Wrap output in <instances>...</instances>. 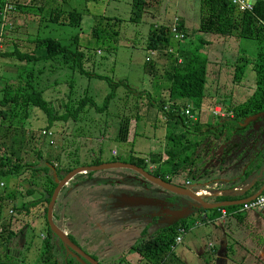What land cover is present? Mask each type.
<instances>
[{
  "label": "trees",
  "instance_id": "16d2710c",
  "mask_svg": "<svg viewBox=\"0 0 264 264\" xmlns=\"http://www.w3.org/2000/svg\"><path fill=\"white\" fill-rule=\"evenodd\" d=\"M91 1L96 3L99 0ZM161 1L131 0L129 21L138 23L141 16L146 13L145 9L157 8L162 3ZM195 1L199 14L196 32L199 35L208 34L221 39H248L255 44L252 61L240 57L241 64L236 65L232 77L234 82L241 80L246 66L251 63L255 85L252 94L237 105H218L224 115L214 118L213 124H210V119L201 125L196 121V118L194 121H189L182 114L186 107L191 110V116L199 115L202 109L207 59L206 56L198 53L195 47H188V45L185 47L186 37L179 19H177V23L184 34L181 41L173 40L169 26L151 25L148 28L144 49L151 54L159 53L164 58L160 76L153 73L151 61L147 58L144 61L143 71L145 74L151 75L150 93L143 90H130L125 82L109 83L111 91L101 107L95 105L93 99L87 94V88L82 92H78V90L76 92V82L72 78L70 81H63L67 87L66 92L63 93V107L59 111L54 110L52 103L48 102L44 94L52 86L58 84L56 79L52 83L47 80L49 74L56 73V67H50L49 74H45L41 69L36 70L39 65L55 63L59 65V69L67 67L73 72H78L80 76L91 77L90 68L95 63L88 51L80 48L79 34L72 36L68 44L61 43L59 38L37 36L31 40L33 47L30 52L17 50V44L10 51L2 50L5 37L1 36L0 179L17 178L29 172V175L23 178L28 188L26 187L21 194L23 197H30L35 193L40 195V199L37 201L22 202L13 206L12 210L15 214L21 213L28 216L30 210L35 211L27 222L34 221L36 224L40 223L39 219L43 218L46 224L44 230L46 229L48 233L51 232L46 219V206L56 183L50 167H54L58 178H62L69 171L78 167L75 165L74 159H70V154L65 152V144L57 150L56 145L52 146L55 135L61 133L68 122H72L74 125L78 121L91 120V110L108 113L112 101H116L117 104L114 103L115 111H110L108 118L115 119L119 124L115 136V140L119 142L128 141L130 125L133 122L132 134H134V128H137L138 123L146 119L148 110H154L155 117H162L161 121L166 124L162 150L149 152L144 158L131 156L128 163L142 168L167 183L175 184L171 181L173 177H182L183 181L201 179L200 176H196L195 166L204 138L224 143H231L230 139L234 138L236 142L231 145L239 148L241 142L250 137V135H246L249 124L245 121L264 114V0H254L250 12L238 10L231 0ZM3 4L4 0H0V7ZM61 8L62 6L57 7L56 5L54 8L45 10L41 7L28 8L18 4L12 6L8 18L12 17L14 11L28 14L33 12L40 15V22L81 30V21L85 11L77 12L75 9L63 10ZM93 19L94 25L90 32L91 40L107 45L106 49H109L107 38L111 40L112 37L116 38L117 34H108L106 31L107 27L116 20L102 14L93 16ZM204 44L210 43L205 41ZM108 51L112 52V50ZM98 52L96 51V53ZM9 68L13 70L12 73H10L11 70H7ZM8 74H13L14 77L7 78ZM41 77V80L44 81H39ZM120 88L125 91L115 99ZM78 94L79 96H76ZM166 105L168 108L164 110ZM214 105L217 106V103L211 107ZM42 132L50 133L51 137L48 139L41 136ZM227 151L228 149L220 150L216 157L222 158L224 155L222 158L224 159L228 154ZM255 157L256 161L253 167L248 166L244 169L238 183L247 178L251 169L256 170L260 163H264V152H261V149L253 158L255 159ZM113 162L119 161L109 163ZM96 164H100V162L91 165ZM148 164H153L154 167L149 169ZM210 176L211 174L204 175L202 179L207 180ZM263 182L264 175L261 179L257 178L254 189ZM2 184L1 182L0 185ZM175 185L184 187L180 183ZM11 199H15L14 192L0 188V214L3 202ZM215 199L221 201L229 198L228 196H218ZM234 207L236 206L220 208L227 210ZM8 211L11 212V210ZM54 218L56 217L54 216ZM10 226L9 221L2 223L3 230L0 231V237L9 236L12 233L13 230ZM179 226L187 228L182 220L150 232L148 227L142 228L139 238L134 242L132 252H136L150 264L162 263L170 253Z\"/></svg>",
  "mask_w": 264,
  "mask_h": 264
},
{
  "label": "rangeland",
  "instance_id": "374dc122",
  "mask_svg": "<svg viewBox=\"0 0 264 264\" xmlns=\"http://www.w3.org/2000/svg\"><path fill=\"white\" fill-rule=\"evenodd\" d=\"M87 1L88 2L85 0H10L12 6L21 4L23 7H41L45 10L51 7L54 8L56 5L57 7L62 6L63 10L75 9L77 12H84L85 8L88 9V14L83 15L80 27L81 30L55 25L49 22H40L41 17L37 13L30 12L28 14L18 11L13 12L11 15L12 17L8 18L7 26L2 28L3 31L1 36L3 38L5 37L2 50L6 49L9 51L15 44H17V50L30 52L33 47L31 40L37 36L59 38L61 43L68 44L69 39H71L72 36L79 34L80 43L78 44L80 45V48L87 50L92 57L91 59L95 63L94 66H91L90 68L92 72L91 77L80 76L78 72H73L70 69H67V67L59 69V65L55 63L51 65H39L36 69H41L45 74H49L50 67H56V73L49 74L47 80L52 83V81L56 79L58 84L52 86L53 88L51 87V89L44 94L48 102L52 103V108L54 110L59 111L63 107V93L66 92L67 89L63 81H70L72 78L76 82L75 91L77 92L78 90V92H82L87 88V94L93 99L97 107H101L104 104V99L110 94L111 90L109 83L114 84L125 82L130 90H143L150 93L151 75L144 73V61L146 58L151 61L153 73L160 76L162 74V62L164 58L159 53L156 54L154 52L150 54L149 51L144 49L148 28L151 25L170 26L174 21V18L182 19L186 37V42L184 43L186 45L185 47H187V45L188 47H195L198 50V53L206 56L207 59L205 76L206 83L203 91L204 105L200 111L201 113L211 116L209 110L211 105L215 103H217V106L218 104L225 106L237 105L242 101H245L252 94L255 85L251 63L246 66L241 80L234 82L232 77L236 65L241 64V61H239L240 57L250 62L252 61V55H254L253 53L255 49L254 42L248 39H221L212 37L208 34L199 35L196 32L198 28L199 14L195 0H162V3L157 8L149 7L148 9H145L146 13L141 16V20L138 23H131L129 21L131 17V0H100L96 3L91 0ZM101 14L116 20L107 27L106 31L108 34H117L116 38L112 37L111 40L107 38V42H109L108 46H110L109 49H106L107 45H102L95 40H91L90 36L91 29L94 25L93 16H100ZM2 37H0V40ZM205 41H208L210 44L205 45ZM108 50H112V52ZM96 51L99 52L96 53ZM7 70L9 71L11 69L9 68ZM12 72L13 70H11L10 73ZM12 77H14L13 74L7 75V78ZM41 79L42 77L39 81H44ZM123 91L125 90L120 88L115 99L120 97L119 95H121ZM76 96H79V94ZM114 103L117 104L116 101H112L108 113H99L91 110V120L86 119L84 121H78L74 125L72 122H68L61 133L55 135V141L52 146L56 145L57 150L65 144V152L70 154V159H74L75 165L92 166L91 164H94L95 162L103 163L119 161L128 163L131 156L144 158L147 157L150 149L151 151L155 150L157 146L164 143L166 124L161 121L163 120L162 117L161 119L156 120L155 111L152 109L148 110L146 119L143 122H139L137 128H134V134H132V122L127 142L116 141L115 136L119 124H117L115 119L108 118L110 111H115ZM213 109L214 108L211 110ZM200 112L197 116L199 121H202L203 115H200ZM90 174V178L100 177L105 180L114 177V174L124 175L128 178L133 177V175L135 176L133 170L129 169H104L92 171ZM26 175L28 176L29 172H26L25 175L17 178L0 179V183H3L0 185V188H4L6 191H13L15 195V199L3 202L0 223L2 226L3 222L9 221L11 229L15 231L20 229L21 221L29 220L30 215L35 211L32 212V210L29 209L30 214L28 216L21 213L15 214L12 210V208H14L13 206L22 202L29 203L40 199L39 193H35L30 197L22 196L21 193L26 187L28 188L26 181L23 179ZM180 178L182 177H176L171 181L177 184L179 183L177 181H179ZM85 179H87V177L76 175L69 183L71 187H63L59 191L53 205L52 217L54 218V216H56L61 203L65 202V195L69 188L83 184L81 186L82 190H80L78 195L82 207L75 208L68 205L64 212L65 217L70 216V229L74 232L73 234L80 236L82 232L85 231L84 235H89L92 242H94L95 239L98 242L96 246L99 248L107 245L109 250L105 252L104 260L101 261L103 264H150L137 253H131V251H128V245L130 242H127L126 238H123L122 236H120V239L110 237L111 235H115L116 232L119 233V231L124 229L121 225H119L117 229L107 231L97 227L98 222H100V216L97 213V203L100 202L99 197L101 195V190H95L97 184H88V182H84L86 181ZM105 180L98 182V184H106L108 186L113 185L105 183ZM192 182L197 181L192 180ZM124 184L127 187L125 191L128 193L134 192L140 195H149L151 196L150 198L153 196L158 198V196L153 194L155 186L152 184L150 185L153 188L151 193L139 189V186H137L136 183V185H134L133 182H125ZM85 187L87 188L88 195L83 192ZM206 187L208 189H202V191L209 193L213 192L211 185H207ZM189 188L194 190L197 187L193 186ZM179 197L183 199L180 195H175L174 198ZM205 201L213 200L205 199ZM141 207L145 208L147 205ZM8 210H11V212L9 213ZM115 212L117 214L119 213V215L124 213L120 212V210H116ZM203 212L210 217V211ZM243 212H245V210L241 213ZM245 213H247V211ZM251 213L252 212H248V214ZM232 218L233 217L231 216L226 217V219L223 218L225 219L226 224H229L232 221V224L228 227L231 231H247L250 229V226L247 225H242V227L241 225L239 226L234 220H232ZM54 220L56 222V219ZM260 220L264 222V217H261ZM39 221L40 223L34 224V233L37 237L44 231V228H46L44 219L41 218ZM58 222L61 226L64 225L60 220H58ZM213 222L219 224L220 220L215 219L214 216ZM185 223L189 225L190 228L187 231L183 243L174 246L172 255L177 257L179 251H181V253L184 254V261L186 263L204 264L198 261L197 257H193L192 249H205L206 255H208L206 245L211 237L209 235V226L204 224L200 216L189 217L186 219ZM193 223L194 225H191ZM1 229L3 230V228ZM148 231H153V228L149 227ZM135 234H138V231H136ZM99 235L102 236L100 239L97 238ZM190 240H193V243H191ZM258 240L261 242L259 237ZM125 242H127V244H125ZM180 246L183 249L178 251L177 248ZM189 250L190 252H188ZM253 250L256 249L254 248ZM97 257H101V255H97Z\"/></svg>",
  "mask_w": 264,
  "mask_h": 264
},
{
  "label": "crops",
  "instance_id": "0c3cea01",
  "mask_svg": "<svg viewBox=\"0 0 264 264\" xmlns=\"http://www.w3.org/2000/svg\"><path fill=\"white\" fill-rule=\"evenodd\" d=\"M84 11L87 12L85 13V15H87L88 9L85 8ZM179 21H181L183 27L182 19H179ZM212 108L214 109L211 110ZM209 110L211 116H208L205 113L200 112V115L201 114L203 115L202 121H199L198 116L197 117L193 116V117L196 118V121L202 125L207 123V121H209L210 119H211L210 124H213L215 121L214 118L222 117L224 115L220 110L219 106L214 105L213 107H210ZM216 111L220 112V114H216V113L214 114V112ZM156 118L161 119L160 117H156ZM245 123L249 124V127L246 131V135H250V137L243 140L239 148L236 147L235 145L234 146L231 145V143L236 142L234 138L230 139L231 143L230 142L224 143L220 141L215 142L213 139L204 138L202 140L203 146L199 150L200 156L196 161V166H195L196 176L197 177L200 176L201 179L199 180L196 179L197 182H192V180L190 179L183 181L182 178H180V180L177 182H179L188 189L189 187H193V186L197 187L194 190H192L194 193L197 191H202V189H204L203 188L204 186L210 184L212 187L214 186L215 187L214 190L220 192L218 195L210 196V197H204L199 195L202 198H204V201L205 199L213 200V201H205L206 203L209 204L213 202H220L215 199V197L218 196H228L229 199L221 200V201H232L252 195L259 188V186L262 185V184L258 185V187L254 189V185L257 181V178L261 179L262 175H264V163L262 164L260 163L259 168L258 169L256 168V170L251 169L246 179H244L239 183L238 181L240 180L241 178L240 175L243 174L244 169H246L248 166L253 167L256 161V157L255 159L253 157L258 152V150L261 149V152H264V116L263 118L259 116L252 120L248 119L245 121ZM162 146L163 144L157 146V148L152 151L150 149L149 152H159L162 150ZM225 149H228L227 151L228 154L225 155L226 157L222 159L224 156L223 155L222 158L221 157L217 158L216 154L220 150H225ZM103 163L108 164L109 162H103ZM153 167H154L153 164H148L149 169ZM90 172L92 171L77 175H80L81 177H87V179H85L86 181L84 182H88V184L91 185L97 184L95 190L96 189L101 190V195L99 197L100 202L97 203V213L100 216L99 217L100 222H98L97 227L102 228L104 231H107V230L117 229V227L121 225V227H123L124 229L122 231H119V233L116 232L115 235H111L110 237L120 239V236H122L123 238H126L127 242H130V244L128 245L129 246L128 251H131V253L134 242L139 238L138 236H140V230L142 228L152 227L153 230H155L167 226L166 223L171 222L177 217H184V219L181 218L177 222L181 220L185 222L186 219H188L189 217L200 216L204 224L209 226V235L211 237H210V241L206 245V250L208 255H206L205 249L204 250L192 249L194 258L197 257L198 261L204 264H264V222L260 220L261 217H264V214L260 213V211H255L250 209V210H245V212L247 211V213L238 212L236 214H231L232 212L231 210H233V208L227 210L223 209L225 212H227L226 216H224L223 218L226 219V217L231 216L233 217L232 220H234L235 223H237L239 226L240 225L241 227L242 225L250 226L249 229L250 231L249 230L231 231L230 229H228V227L232 224V221L229 224H226L225 219L220 217V212H218L220 207L213 208L215 209L213 212L210 211L211 209L210 210L198 209L195 212L185 209L184 214L180 212L176 216H173V214H169L168 216L166 214L167 213L166 211L161 213L163 210L162 208H166V209L169 208L167 207V205L166 206L164 204L161 205V203L163 202L160 196H158V198H156L155 196L150 198L151 196L149 195H140L134 192L128 193L125 191L127 187L125 186L124 183L136 180L133 177L128 178L124 175L114 174V177H110L107 180H105L100 177L90 178L91 175ZM207 174H211L209 179L207 180L202 179V177H204V175ZM175 178L176 177H173L172 179ZM103 180H105V183L113 184V185L108 186L106 184H100V183L98 184V182H102ZM70 181L71 179L63 187H67V186L71 187L69 184ZM186 182L189 183L188 186L185 185ZM82 185L83 184H80L72 188H69L68 192L65 195V202L61 203V206L58 209L57 214L55 216L56 221L58 222V220H60L65 225V226L63 225L62 227H65V230L67 229L71 232L73 231L70 229V225H71L70 216L65 217L64 212L66 211L68 205H71L72 207L75 208L82 207L81 201L78 197L80 190H82L81 189ZM83 192L87 193L88 195V191L86 187L83 190ZM132 196L148 197L151 200L147 204V207L145 208L141 207L143 205L133 204L132 205L133 208L130 207L132 208V213H131L132 215H127V214L119 215V213L117 214L115 212L116 210L123 209L120 207L122 205L119 204V203L123 204L122 199H124L125 197H132ZM169 196L173 197L174 194L170 193ZM159 199L161 200V202ZM159 209L161 210L160 213L162 214L160 217L156 215V212H159ZM203 211H210L211 213L210 217H208ZM248 212H252V213L248 214ZM214 216L215 219L220 220L219 224L213 222ZM194 223L191 225H194ZM189 228H190L189 225H187V228H184L185 233H183V235L181 234V238L182 237L183 238L181 239L182 241L180 240V242L177 243L178 245L183 243ZM136 231H138V234H135ZM82 233H85V231ZM100 237L102 236L99 235L97 238L100 239ZM258 237L260 238L261 242L258 240ZM127 242H125V244H127ZM190 242L193 243V240H190ZM174 246L171 248L170 253L167 255L165 260L160 264H189L184 261V254L181 253V251H179L183 249L181 246L177 248V250L179 251L177 257L176 256L174 257L172 255V250H174L173 249ZM91 247L95 248L96 245L92 244ZM254 248L256 250H253ZM96 252H98V250ZM188 252H190V250ZM99 255H101V257L103 258L105 256V253L104 254L100 253Z\"/></svg>",
  "mask_w": 264,
  "mask_h": 264
},
{
  "label": "flooded vegetation",
  "instance_id": "af4514ba",
  "mask_svg": "<svg viewBox=\"0 0 264 264\" xmlns=\"http://www.w3.org/2000/svg\"><path fill=\"white\" fill-rule=\"evenodd\" d=\"M135 177L136 176H133L134 179ZM131 182H133L134 185L137 184L139 189L149 193H151L153 189L150 186L151 184H147L146 188H143L136 180ZM153 192V194L162 198L161 200L163 203H161V205L164 204L166 206V203H169V201H175L173 207L169 209L162 208L163 210L161 212L160 208L159 212H156L158 217L165 211L168 216L169 214L176 216L180 212L184 214L185 209L194 212L198 210V208H196L197 205L187 198L170 197V192L164 191L158 187H155ZM119 204L121 205V203ZM132 208L126 207L121 209L120 212H124L122 213L123 215H132ZM54 219L56 218H53V220ZM55 224L64 232L66 238L73 246L65 244L56 234L52 232L48 233L46 229L37 237L34 233V229H32L34 227V221L27 222V220H22L18 231L13 230L9 236L0 237V264H103L101 261L104 260V257H97V255L107 252L109 250L107 245L102 248L98 246L93 248L91 247L92 244L97 245L98 242L96 240L92 242L89 235H84V233H82L80 236H76L73 234L74 232L67 229L65 230L57 221ZM97 250L98 252H96ZM91 258L95 260L94 263Z\"/></svg>",
  "mask_w": 264,
  "mask_h": 264
},
{
  "label": "water",
  "instance_id": "95a60500",
  "mask_svg": "<svg viewBox=\"0 0 264 264\" xmlns=\"http://www.w3.org/2000/svg\"><path fill=\"white\" fill-rule=\"evenodd\" d=\"M254 0H251L250 3L254 4ZM257 116H261V118H263L264 114H259ZM255 119V117H251L250 118ZM53 177H54V182L56 183V186L53 190V193L51 195L50 201L46 206V219H47V223L49 226L50 231L53 234H56L59 238H61L65 244L69 245V246H73V244L66 238V235L64 234V232L55 224L53 217H52V209H53V205L54 202L56 201V198L59 194V191L61 190V188L70 180L72 179L75 175L77 174H81V173H86L89 171H97V170H115V169H129V170H133V172L135 173V179L143 186V188H146L147 184H154L156 187L170 192L172 194L175 195H180L184 198H187L188 200H190L191 202L195 203L196 208L198 209H202V210H210L213 208H218V207H223V206H232V205H239L242 204L250 199H253L255 196H257L258 194H261L264 191V182L262 183L261 186H259V188L250 196L245 197V198H240L238 200H232V201H220V202H213V203H206L204 201V198H202L201 196L195 194L192 190H190V188H186V187H182V186H178L172 183H167L164 181H161L160 179H158L157 177L152 176L150 173H148L147 171L143 170L142 168L134 165V164H130V163H123V162H113V163H101V164H96V165H92V166H78L75 167L74 169H72L71 171H69L66 175H64L62 178H58L56 171L54 169V167H50ZM206 187V186H204ZM150 198L148 197H125L124 199H122L123 204H121L122 206H120L121 208H126V207H132L133 204H137V205H147L150 202ZM156 200V199H154ZM160 200V199H159ZM161 202V200H160ZM159 203V202H156ZM175 201H170L167 204V207H173ZM124 205V206H123ZM194 208V209H196ZM121 210V209H119ZM184 219V217H177L174 220H172L169 223H166L167 226L171 225L175 222H177L179 219ZM92 262L94 263L95 260L92 259Z\"/></svg>",
  "mask_w": 264,
  "mask_h": 264
},
{
  "label": "built area",
  "instance_id": "2783aa9c",
  "mask_svg": "<svg viewBox=\"0 0 264 264\" xmlns=\"http://www.w3.org/2000/svg\"><path fill=\"white\" fill-rule=\"evenodd\" d=\"M251 0H231V3L234 4L238 10L240 11H247L250 12L252 10V4L250 3ZM12 6H11V2L10 0H4V4L0 7V37L2 35V31L4 27L7 26L8 23V13L11 10ZM170 29V33L172 35L173 40L175 41H181L184 38V34L183 32L179 29V25L177 23V19L174 18V21L171 23V25L169 26ZM151 54V53H150ZM168 108V106L166 105L164 107V110H166ZM190 109L188 107H186L183 111V117H185L187 120L189 121H194L195 118L193 116H191L190 114ZM220 114V112L216 111L214 112V114ZM221 116V115H220ZM41 136H45L46 138H50L51 134L47 133L45 134V132L41 133ZM189 183H185V185L188 186ZM212 187V186H211ZM214 186L211 188L213 190V192L209 193V192H204V191H197L195 192V194L197 195H201L204 197H210V196H215L218 195L220 192L214 190ZM208 188L205 187L204 190H207ZM255 210V211H260V213L264 214V191L261 194H258L257 196H255L253 199H250L242 204L237 205L235 208H233V210H231V214H236L238 212H242L244 210ZM10 213V211H8ZM218 212H220V217H224L226 216L227 212H225L223 209H219ZM1 223H0V231L1 229ZM183 233H185V229L182 227H178L177 228V235L174 237L173 239V243L171 245V248L180 242L181 240V234L183 235Z\"/></svg>",
  "mask_w": 264,
  "mask_h": 264
}]
</instances>
